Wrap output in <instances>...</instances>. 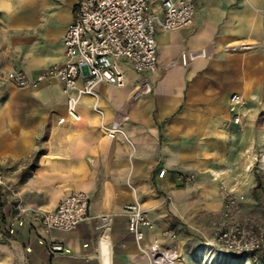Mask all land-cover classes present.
<instances>
[{
  "label": "crops",
  "instance_id": "1",
  "mask_svg": "<svg viewBox=\"0 0 264 264\" xmlns=\"http://www.w3.org/2000/svg\"><path fill=\"white\" fill-rule=\"evenodd\" d=\"M76 3L0 0V177L8 187L0 195V226L21 219L10 238L28 249L29 264H149L141 249L154 239L176 251L177 264H204L205 240L190 229L192 212L201 214L190 204L194 193L228 184L238 172L242 124L226 127L230 96L243 98L248 126L264 108V0H194L189 25L155 34L156 71L136 73L119 60L126 86L98 85L101 113L84 98L75 122L57 80L28 90L4 76L19 69L34 77L63 64L62 37ZM146 13L163 18L156 0H148ZM140 82L149 92L135 97ZM114 122L119 131L109 139L105 129ZM259 129L264 134V122ZM259 156L264 172V152ZM77 192L90 198L89 220L72 231H47L42 215ZM133 203L154 225L141 242L127 229L124 207ZM222 209L221 203L218 215ZM163 230L175 232L176 241L163 239ZM50 244L64 251L50 253ZM257 257L264 264V255ZM222 258L213 264H232ZM17 261L0 241V264Z\"/></svg>",
  "mask_w": 264,
  "mask_h": 264
},
{
  "label": "built area",
  "instance_id": "2",
  "mask_svg": "<svg viewBox=\"0 0 264 264\" xmlns=\"http://www.w3.org/2000/svg\"><path fill=\"white\" fill-rule=\"evenodd\" d=\"M156 1L163 10L161 20L155 14L146 13L148 0H77L73 19L62 37L63 64L51 65L34 77L27 76L22 70L13 69L5 74V81L17 89L38 90L46 81L55 79L60 84L70 119L75 122L80 120L77 107L87 97L93 101V110L101 113L97 86L105 84L123 88L127 84L119 60H127L136 73L155 72V34L158 31H178L189 25L193 18L194 0ZM181 59L185 62L186 56L182 55ZM136 87L140 89L138 96L149 92L146 82H140ZM242 104L243 98L239 94L230 96L227 128L242 124L246 116ZM118 131V122H114L109 129H105V135L112 139ZM164 172L161 170L158 177H162ZM5 190L8 187L0 177V195ZM222 194V212L209 222L211 240L205 242L201 253L204 264H210L213 258L220 260L226 255L247 256L251 264H260L257 254L264 255V223L253 227L243 224L236 217L238 202L235 194L227 188L223 189ZM89 207L90 198L86 193H72L65 196L54 210L43 214L41 220L47 231H72L80 223L89 220ZM22 212L18 209V216ZM124 213L128 231L133 234L136 242H141L145 232L154 228L152 221L138 203L126 205ZM16 225H22L21 219H16L6 227L0 226V241L9 243L15 252L17 264H29L25 257L28 249H23L10 238L14 235ZM160 235L168 243L177 239V234L169 230L161 231ZM48 251L57 253L64 249L61 245L50 244ZM141 251L148 257L149 264H177L179 261L174 249L156 239Z\"/></svg>",
  "mask_w": 264,
  "mask_h": 264
},
{
  "label": "rangeland",
  "instance_id": "3",
  "mask_svg": "<svg viewBox=\"0 0 264 264\" xmlns=\"http://www.w3.org/2000/svg\"><path fill=\"white\" fill-rule=\"evenodd\" d=\"M248 115L247 111L245 112ZM251 113V112H250ZM259 119L255 120L250 126L244 120L242 122L239 135V144L241 145L240 162H236L239 167L232 181L228 184L220 183L217 185H208L201 195H196L191 200V210L200 213L201 216L192 212V220L196 221L195 227H190L192 235L201 236L205 242L211 239L209 231V222L217 217L220 205L223 208V189H230L237 197V218L248 227L264 223V172L260 170V153L264 152V134H260V126L264 122V108L259 110ZM245 116V118H246ZM254 130L255 132L251 131ZM249 132V133H248ZM250 148V149H249ZM260 177L257 184L256 179H250L252 174ZM206 257H208L206 255ZM227 259L232 264H249L248 258L234 257L226 255L222 260ZM219 259L213 258L210 264L217 262ZM221 260V261H222ZM222 263V262H221ZM220 263V264H221ZM228 263V262H227Z\"/></svg>",
  "mask_w": 264,
  "mask_h": 264
},
{
  "label": "trees",
  "instance_id": "4",
  "mask_svg": "<svg viewBox=\"0 0 264 264\" xmlns=\"http://www.w3.org/2000/svg\"><path fill=\"white\" fill-rule=\"evenodd\" d=\"M34 168V164H31L30 166H28L26 169H24L21 172L20 178L23 179L24 177L28 176V174L30 173V171ZM256 178L257 184H259L260 182V177H258L257 175L254 176Z\"/></svg>",
  "mask_w": 264,
  "mask_h": 264
},
{
  "label": "clouds",
  "instance_id": "5",
  "mask_svg": "<svg viewBox=\"0 0 264 264\" xmlns=\"http://www.w3.org/2000/svg\"><path fill=\"white\" fill-rule=\"evenodd\" d=\"M100 248H101V253L103 254V251H104L105 248H106V245L104 244L103 241H101Z\"/></svg>",
  "mask_w": 264,
  "mask_h": 264
},
{
  "label": "bare ground",
  "instance_id": "6",
  "mask_svg": "<svg viewBox=\"0 0 264 264\" xmlns=\"http://www.w3.org/2000/svg\"><path fill=\"white\" fill-rule=\"evenodd\" d=\"M135 90H138L139 91L140 89L136 87ZM137 96H138V93H137V95L135 97H137ZM133 99H135V98H133Z\"/></svg>",
  "mask_w": 264,
  "mask_h": 264
}]
</instances>
